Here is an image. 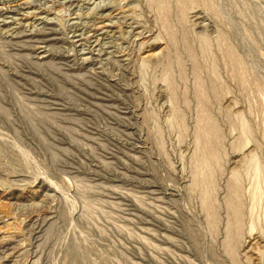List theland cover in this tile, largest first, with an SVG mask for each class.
I'll use <instances>...</instances> for the list:
<instances>
[{
  "label": "rangeland",
  "instance_id": "1",
  "mask_svg": "<svg viewBox=\"0 0 264 264\" xmlns=\"http://www.w3.org/2000/svg\"><path fill=\"white\" fill-rule=\"evenodd\" d=\"M250 1L0 0V264H264Z\"/></svg>",
  "mask_w": 264,
  "mask_h": 264
},
{
  "label": "bare ground",
  "instance_id": "2",
  "mask_svg": "<svg viewBox=\"0 0 264 264\" xmlns=\"http://www.w3.org/2000/svg\"><path fill=\"white\" fill-rule=\"evenodd\" d=\"M176 1V0H175ZM178 1V0H177ZM213 2L215 1V0H212ZM252 1V0H251ZM250 1V4L253 2H251ZM258 2H260V1H258ZM189 3V4H188ZM187 4L188 5H185V7H182V8H184V9H186L187 7V9H191V8H193V6L194 5H196V0H189V2H188ZM247 4V3H246ZM255 4V3H254ZM182 6H184V5H182ZM255 6V5H254ZM256 6H258V5H256ZM247 7V6H246ZM259 7V6H258ZM259 8H261V7H259ZM254 9V8H253ZM248 11V10H247ZM255 11H256V9H255ZM244 12V11H243ZM249 12V11H248ZM252 13H253V11H251ZM262 12H264V11H262ZM232 14V13H231ZM230 18H231V16L230 15H228ZM244 16H245V13H244ZM183 17V16H182ZM261 17V16H260ZM184 18V17H183ZM232 18H233V16H232ZM241 18V17H240ZM249 18V17H248ZM253 18H255V17H253ZM186 19V18H185ZM247 19V18H246ZM232 20L233 19H231V23H234V22H232ZM238 19L236 18V20L235 21H237ZM256 20V19H255ZM257 20H258V18H257ZM249 21V20H248ZM240 22V21H239ZM238 22V23H239ZM250 22H251V20H250ZM236 23V22H235ZM186 24V23H185ZM248 24V23H247ZM254 24V23H253ZM20 25V24H19ZM184 25V24H183ZM231 25H233V24H231ZM230 25V26H231ZM240 25H242V24H240ZM240 25H239V27H240ZM245 25V24H244ZM244 25H243V27H244ZM229 26V27H230ZM234 26V25H233ZM236 26H238V25H236L235 24V26H234V28L236 27ZM253 26V25H252ZM237 28V27H236ZM241 29H242V27H240ZM239 28V29H240ZM245 28V27H244ZM40 29V28H39ZM238 29V28H237ZM231 30V29H230ZM243 30V29H242ZM21 31V30H20ZM22 32V31H21ZM107 32V31H106ZM185 33V32H184ZM238 33V32H237ZM237 33H235L234 32V34L236 35ZM240 33H243L244 34V31L243 32H240ZM251 33V32H250ZM249 33V31H246V34H247V36L246 37H251V38H249V39H252V36H251V34L253 33H251L250 34ZM233 34V32L231 33V35ZM242 34V36H244ZM255 34V33H254ZM230 35V36H231ZM234 36V35H233ZM182 37H183V35H182ZM221 38H223V36H220ZM220 37L218 38V39H220ZM232 37V36H231ZM237 37V36H236ZM241 37V36H240ZM8 38V37H7ZM36 38V37H35ZM200 38V44L199 45H206L208 42H209V38L207 37V36H201V37H199ZM238 38V37H237ZM257 38V37H256ZM225 39V38H224ZM232 39V38H231ZM230 39V40H231ZM226 40V39H225ZM228 40V39H227ZM233 40V39H232ZM259 40V39H258ZM78 41V40H77ZM250 41V40H249ZM254 42V40L252 39L251 40V42ZM256 41V40H255ZM22 42V41H21ZM228 42V41H227ZM235 42V41H234ZM248 42V41H247ZM256 43V42H255ZM21 44V43H20ZM35 44V43H34ZM230 45H229V49H230V55H232L233 54V56H234V58H235V60H236V69H237V71L239 72V73H241L242 74V79H241V81L244 83V85H245V90L246 91H248V90H251L252 89V87H251V81H252V79L249 77V75L248 76H246V74H247V68H249V72L251 73V70H252V72L254 73V69H252V67H250L251 66V64H252V62H251V64H248L247 63V60H245V58H244V56H241V55H239L238 54V46L240 45V43H239V45H237V43L235 44V43H229ZM247 44V43H246ZM251 44H253V43H251ZM249 45V44H248ZM263 45H264V43H263ZM3 46V45H2ZM14 46V45H13ZM30 46V45H29ZM241 46V45H240ZM254 46V45H253ZM259 47H260V45H258ZM262 46V45H261ZM5 47V46H4ZM140 47V46H139ZM208 49H210V45L208 44L207 46H206ZM247 47H249V46H247ZM257 47V46H256ZM255 47V48H256ZM259 47H258V51H260L259 50ZM53 48V47H52ZM137 48V47H136ZM55 49H57V48H55ZM140 49V48H139ZM141 49H142V47H141ZM140 49V50H141ZM241 49V48H240ZM47 50V49H46ZM246 50V49H245ZM2 51V50H1ZM59 51V50H58ZM137 51V50H136ZM248 51V50H247ZM43 52V51H42ZM138 52V51H137ZM8 53V52H7ZM10 53V52H9ZM40 53V52H39ZM134 53V52H133ZM247 53V52H246ZM250 53V52H249ZM260 53V52H259ZM262 53V52H261ZM42 54V53H41ZM45 54V53H44ZM48 54V53H47ZM136 54V53H135ZM2 55V54H1ZM40 55V54H39ZM251 55V54H250ZM263 55H264V53H263ZM18 56H19V54H18ZM27 56V55H26ZM25 56V59H28V57H26ZM130 56V55H129ZM252 56V55H251ZM262 56V55H261ZM15 57V56H14ZM24 57V56H23ZM74 57V56H73ZM128 57V56H127ZM246 57V56H245ZM253 57V56H252ZM19 58V57H18ZM133 58H135V57H133ZM132 58V59H133ZM248 58H249V56H248ZM254 58V57H253ZM21 59V58H20ZM39 59V58H38ZM42 59H43V57H42ZM111 59V58H110ZM110 59H109V61H110ZM113 59V58H112ZM111 59V60H112ZM116 58H114V61H117V60H115ZM130 59V58H129ZM138 59V58H137ZM143 59V58H142ZM247 59V58H246ZM252 59V58H251ZM29 60V59H28ZM37 60V59H36ZM41 60V59H40ZM93 60V59H92ZM94 60H95V57H94ZM259 60V59H258ZM32 60H30V62H31ZM35 61V60H34ZM38 61V60H37ZM37 61H35V62H33V63H35L34 65L35 66H37L38 64H36V62ZM42 61H44V60H42ZM46 61V60H45ZM43 62L44 64H46V65H48L46 62ZM85 61V60H84ZM143 61V60H142ZM249 61H251L250 59H249ZM16 62V61H15ZM31 62V63H32ZM76 62V61H75ZM93 62V61H92ZM147 62V61H146ZM19 63V62H18ZM26 63V62H25ZM38 63V62H37ZM40 63H42V62H40L39 61V66L41 67V65H40ZM50 63H51V61H50ZM118 63H119V60H118ZM121 63V62H120ZM119 63V64H120ZM127 63V62H126ZM143 63V62H142ZM145 63V62H144ZM253 63H255V61L253 62ZM11 64V63H10ZM113 64H114V62H113ZM115 64L118 66V64H117V62H115ZM114 64V65H115ZM261 64V63H260ZM18 65V64H17ZM52 65V64H51ZM57 65V64H56ZM55 65V66H56ZM115 65V66H116ZM123 65V64H122ZM121 65V66H122ZM136 65V64H135ZM250 65V66H249ZM255 65H258L257 63L255 64ZM20 66V65H19ZM49 66V65H48ZM52 66H54V65H52ZM120 66V67H121ZM252 66H254V65H252ZM3 67V66H2ZM38 67V66H37ZM44 67V66H43ZM42 67V68H43ZM49 67H51V66H49ZM57 67H59V66H56V69H58ZM137 67V66H136ZM258 67H260V65L258 66ZM53 68V67H52ZM119 68V67H118ZM117 68V69H118ZM131 68V67H130ZM133 68V67H132ZM254 68V67H253ZM262 68V67H261ZM16 69V68H15ZM125 69H126V67H125ZM128 69V68H127ZM140 69V68H139ZM257 69H259V68H257ZM43 70H45L44 68H43ZM52 70H55L54 68L52 69ZM60 70V69H59ZM59 70H56L57 72H59L60 73V71ZM131 70V69H130ZM129 70V71H130ZM256 70V69H255ZM21 71V70H20ZM46 71H47V69H46ZM119 71V70H118ZM127 71V70H126ZM128 71V72H129ZM133 71V70H132ZM142 71V70H141ZM262 71H263V68H262ZM17 72H19V71H17ZM63 71L61 70V73H62ZM77 72V71H76ZM257 72V71H256ZM15 73H16V71H15ZM47 73V72H46ZM50 73V72H49ZM49 73H47V74H49ZM64 73V72H63ZM67 72H65L64 73V75L66 74ZM88 73V72H87ZM120 73V72H119ZM124 73V72H123ZM130 73V72H129ZM259 73H261V72H259ZM258 73V74H259ZM20 74V73H19ZM256 74V73H255ZM21 75V74H20ZM50 75V74H49ZM51 75H52V73H51ZM73 75V74H72ZM260 75V74H259ZM261 75H263V74H261ZM1 76L3 77V79L5 80V78H4V76L2 75V73H1ZM22 76H24V75H22ZM66 76H68V79H69V75H66ZM75 76V75H74ZM80 76H82V75H80ZM52 77H54V75L52 76ZM79 77V76H78ZM124 77V76H123ZM259 77V76H258ZM23 78V77H22ZM29 78H30V76H29ZM34 78V77H33ZM32 77H31V80H33V82H34V80L35 79H33ZM58 78V77H57ZM71 78H73V77H71L70 76V79ZM141 78V77H140ZM260 78V77H259ZM261 78H262V76H261ZM260 78V79H261ZM263 78H264V76H263ZM38 79V78H37ZM55 79V78H54ZM65 79H67V78H65ZM74 79V78H73ZM71 80V82L72 83H75L74 82V80ZM80 79H82V78H80ZM84 79V78H83ZM86 79V78H85ZM3 80V81H4ZM22 80H24V79H22ZM122 80V79H121ZM75 81H76V79H75ZM130 81V80H129ZM258 81V80H257ZM256 81V82H257ZM262 81H263V79H262ZM6 82V81H5ZM11 82V81H10ZM9 82V83H10ZM35 82H36V80H35ZM34 82V83H35ZM70 82V81H69ZM86 82V81H85ZM23 83V82H22ZM36 83H38V82H36ZM57 83V82H56ZM55 83V84H56ZM89 83V82H88ZM255 83V82H254ZM263 83V84H262ZM262 83H255L254 84V88H253V90H254V92H256L257 93V96H259L262 100V102H263V105H264V82H262ZM11 84V83H10ZM9 84V85H10ZM27 84H29V83H27ZM39 84V83H38ZM37 84V85H38ZM24 85V84H23ZM59 85V84H58ZM58 85H56L57 87H59ZM62 85V84H61ZM96 85V84H95ZM12 86V85H11ZM41 86V85H40ZM64 86V85H63ZM33 88V87H32ZM61 88V87H60ZM63 88H65L66 89V87H63ZM146 88V87H145ZM68 89V88H67ZM66 89V90H67ZM75 89V88H74ZM87 89V88H86ZM58 90H62L63 91V89H59L58 88ZM70 90V89H69ZM77 90V89H76ZM93 90V89H92ZM120 90V89H119ZM124 90V89H123ZM132 90V89H131ZM88 91H91L90 89L88 90ZM128 91V90H127ZM61 92V91H60ZM74 92V91H73ZM120 92V91H119ZM124 92V91H123ZM251 92V91H250ZM39 93V92H38ZM63 93V92H62ZM130 93H131V91H130ZM129 93V94H130ZM22 94V93H21ZM64 94H69V93H64ZM70 94H72V93H70ZM142 94V93H141ZM49 95V94H48ZM80 95V94H79ZM14 96H15V94H14ZM119 96H120V93H119ZM123 96V95H122ZM130 96V95H129ZM17 98V97H16ZM57 98V97H56ZM97 98V97H96ZM18 99V98H17ZM144 99V98H143ZM248 99V98H247ZM22 100V99H21ZM21 100H19V103L21 102ZM75 100V99H74ZM259 100V99H258ZM71 101V100H70ZM73 101V100H72ZM90 101V100H89ZM147 101V100H146ZM260 101V100H259ZM23 102H24V100L22 101V103L20 104V105H22L23 104ZM33 103V102H32ZM63 103V102H62ZM35 104V103H34ZM87 104H89V103H87ZM24 105V104H23ZM23 105L21 106L22 108H23ZM28 105V104H27ZM233 105H235V103L233 104ZM24 107H26V103H25V105H24ZM27 108V107H26ZM26 108H24V109H26ZM28 109V111L30 110L29 108H27ZM36 111V110H35ZM44 111V110H43ZM76 111V110H75ZM30 112H32V109L30 110ZM50 112V111H49ZM79 113V112H78ZM61 115V114H60ZM46 116V115H45ZM241 125H242V130H243V132L245 133V134H251L252 132H254L253 131V129H252V127H251V125L249 124V122L247 121V120H245V119H242V121H241ZM68 127V126H67ZM84 135V134H83Z\"/></svg>",
  "mask_w": 264,
  "mask_h": 264
}]
</instances>
